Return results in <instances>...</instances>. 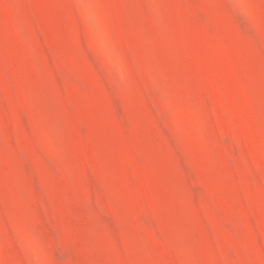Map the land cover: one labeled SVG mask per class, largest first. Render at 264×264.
I'll list each match as a JSON object with an SVG mask.
<instances>
[{
  "label": "rangeland",
  "instance_id": "rangeland-1",
  "mask_svg": "<svg viewBox=\"0 0 264 264\" xmlns=\"http://www.w3.org/2000/svg\"><path fill=\"white\" fill-rule=\"evenodd\" d=\"M0 264H264V0H0Z\"/></svg>",
  "mask_w": 264,
  "mask_h": 264
}]
</instances>
